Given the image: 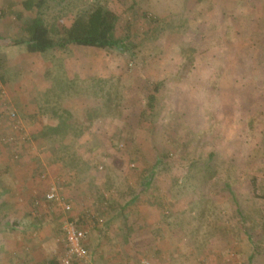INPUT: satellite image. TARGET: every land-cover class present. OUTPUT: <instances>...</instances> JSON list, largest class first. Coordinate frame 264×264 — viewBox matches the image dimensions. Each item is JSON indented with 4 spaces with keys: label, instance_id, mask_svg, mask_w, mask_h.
I'll return each mask as SVG.
<instances>
[{
    "label": "rangeland",
    "instance_id": "obj_1",
    "mask_svg": "<svg viewBox=\"0 0 264 264\" xmlns=\"http://www.w3.org/2000/svg\"><path fill=\"white\" fill-rule=\"evenodd\" d=\"M22 1L0 0V57L7 77L0 78V167L13 161L18 176L28 172L32 179L66 184L77 209L88 204L91 256L72 264H134L143 258L152 264H264V143H247L242 122L233 128L237 118L264 113V83L255 89V75L264 69L249 70L243 14H263L264 0H135L137 11L130 9L132 0H110L122 17L119 34L131 18L143 48L140 56L77 45L30 54L24 45L11 44L21 33ZM145 11L158 19L150 29ZM72 15L63 22L70 24ZM181 18L182 27L193 23L199 29L193 37L196 68L179 78L177 49L190 40L189 31H178ZM145 31L150 38L142 37ZM56 77L72 87L63 92ZM161 79L167 90L149 115L144 90ZM94 81L110 91L112 104L92 97ZM97 105H110L108 113L90 119ZM11 111L17 113L20 134L15 127L13 132ZM68 113L77 122L76 136L70 132L63 142L57 132L52 139L37 137L46 127L55 132L59 116ZM7 133L16 140L4 141ZM156 149L172 152L173 167L169 174H157L147 202L140 204L149 228L128 235L117 218L105 227L109 206L104 209L98 196L125 203L148 175ZM210 151L217 154L208 161ZM0 170L3 177L10 175L5 166ZM102 229L105 235L98 239ZM156 231L163 238L147 245Z\"/></svg>",
    "mask_w": 264,
    "mask_h": 264
},
{
    "label": "trees",
    "instance_id": "obj_2",
    "mask_svg": "<svg viewBox=\"0 0 264 264\" xmlns=\"http://www.w3.org/2000/svg\"><path fill=\"white\" fill-rule=\"evenodd\" d=\"M22 4L23 9L17 14V18L23 22L21 33L11 38V44L24 45L25 49L30 54H47L51 50H65L69 48L70 45H77L104 50L122 49L135 56L142 55L143 48L141 49L140 39H138V35H133L132 33L133 22L131 18L126 22L121 34H119V26L122 24V17L117 10L111 6L110 0H23ZM137 4L138 3L135 0H132L130 9L136 10L139 8ZM252 7H254V4ZM256 12V10L251 13L243 12L244 17H246L245 22L247 23V28L245 30V52H248L249 54L247 60L250 64L249 70L251 73H255L256 69H264V13L258 15ZM71 13L73 15L70 24L64 23V17ZM143 15L148 18L147 21L150 25L148 29H150L152 25L151 23L158 21L157 16L148 14L147 11H145ZM179 22L180 23L177 27L178 31H180L179 28H184L182 26L185 19L181 18ZM192 25L193 23H190L188 28H184L185 33H188L189 31L188 37L190 40L187 42L182 41L177 49L178 55L182 58L181 69L179 74H177L179 78L188 77L196 68L198 56L195 38L193 37L194 34H197L195 28H199L193 27ZM147 31L141 32L142 37L150 38L147 35ZM191 31L193 36L191 35ZM144 38L142 39L144 40ZM136 48L139 49H137V52L135 53L134 49ZM245 60V58L240 60L242 62V67L243 64H245ZM251 67H253V69H251ZM5 68L6 65L0 57V78L3 81L7 80ZM223 71L224 70L221 69L218 73V77L223 74ZM231 74L233 76L234 73L232 72ZM238 76L245 78V75H243L241 71H239ZM93 79L97 81L101 80L100 78ZM216 81L219 82L218 79ZM59 82V78L56 77V85H58L63 92H66V88L72 87L69 83L62 86ZM255 83L258 84L256 86L254 84L255 89H258L257 86L264 83V70L261 72V75H255ZM213 84L215 85V82H213ZM98 85L99 83H94L92 97L95 99H100L102 97L106 102L112 104L113 101L111 99L110 91H106L105 87L102 86L101 88ZM97 86L99 89L101 88V91L95 89ZM165 90H167L166 80L162 79L156 82H151L149 86L145 88L144 95L146 99V109L144 112H147L149 115L155 113V109L159 106L161 96L164 95ZM108 107H105L104 105L95 106L92 108L90 119L104 117L108 113V111H106V108L108 109ZM261 112V110H257L249 114V116L244 115L245 117L241 118V121L237 118L233 125V128H235L238 122H242V131L249 135L246 137L247 143L254 144L255 146H260L264 143V113ZM145 116L146 115L144 114V117ZM71 119L72 114L70 113L60 115L58 120L59 123L56 125L55 132L51 131V129L49 131L48 127H46L37 135V137L52 139V137H54L53 135L57 132L56 134L60 136L58 139H61V142H63L70 132H73L75 134L74 136H76L78 133L74 131V128H76L75 124L77 122L75 121L72 123ZM211 128L214 129L215 127ZM120 146H123V143H120V145L118 144V147ZM155 151L156 156L154 157L153 162L150 163L148 175H145V178L142 179L139 189L132 190L125 203L119 204L114 201V199L107 198L105 194H100V196H98L97 199L102 202L104 209H108L109 206L108 211L104 210L108 215L105 227H109L117 218L121 219V224H123V227L125 228L124 231L128 235H133L139 230L149 228L147 227L148 219L144 217L140 204H145L147 202V194L152 188H154L157 174H161L162 172L169 174L170 169L173 167L172 152H170V150L164 149L163 151H157L156 149ZM216 154V151H210L208 161L213 160L216 157ZM227 164V167H230L231 163ZM77 166L78 165H76V167ZM91 169L93 168L91 167ZM232 174L235 175L236 173L231 171V176L233 177ZM186 176H190V174H187ZM194 176L196 175L194 174ZM172 182L174 185H177L179 180L176 177ZM227 187L228 190H232L230 185L227 184ZM163 196V194H159V199L163 205H165ZM152 199L153 198H150V200ZM111 209L113 211H111ZM201 210L199 216L202 217L206 211V207L203 206ZM74 212L75 210L69 213L68 217L76 220L77 225L84 228L90 219L87 217V213L83 210ZM163 216L168 219L170 218V215L164 214ZM156 229L159 231L160 226L157 225ZM158 231H156L157 234Z\"/></svg>",
    "mask_w": 264,
    "mask_h": 264
},
{
    "label": "crops",
    "instance_id": "obj_3",
    "mask_svg": "<svg viewBox=\"0 0 264 264\" xmlns=\"http://www.w3.org/2000/svg\"><path fill=\"white\" fill-rule=\"evenodd\" d=\"M0 116H4L2 112ZM4 166L10 175H0V264H56L62 252L61 241H64V214L60 208L44 202V194L50 182L48 184L40 178L32 179L28 172H24L22 177L18 176L16 170H13L16 166L13 161L3 162ZM12 171L15 174H11ZM62 190L66 191L65 195L73 203L75 212L87 211L88 204L81 209L75 207L73 196H70L71 192L66 184H62ZM89 216L87 214L88 218ZM96 220L98 221V218ZM93 225L92 227H95ZM84 228L88 229L85 243L92 247L89 241L92 235L90 228ZM98 232V239L105 235L104 230ZM150 235L151 238L147 242L150 246H154L156 241L158 243L163 238L155 232ZM98 239L95 246H98Z\"/></svg>",
    "mask_w": 264,
    "mask_h": 264
},
{
    "label": "built area",
    "instance_id": "obj_4",
    "mask_svg": "<svg viewBox=\"0 0 264 264\" xmlns=\"http://www.w3.org/2000/svg\"><path fill=\"white\" fill-rule=\"evenodd\" d=\"M3 95L6 94L3 91ZM12 118V128L18 130L17 134H20V121L18 120L17 113L11 111L8 113ZM16 136L12 133L5 134L3 138L6 142H14ZM44 177L45 175H41ZM49 188L44 194V202L53 207L60 208L64 214L63 217V233H64V250L60 253L57 264H72L77 259L88 260L90 258V251L87 248L85 241L88 236V229L81 228L77 225L76 220L70 219L68 214L73 211V203L68 200L67 196L62 192V187L55 182L49 184ZM134 264H152L148 259H141Z\"/></svg>",
    "mask_w": 264,
    "mask_h": 264
}]
</instances>
